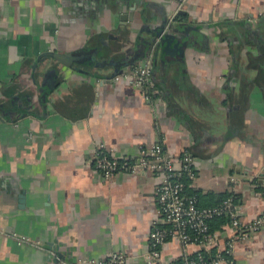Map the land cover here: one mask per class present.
Listing matches in <instances>:
<instances>
[{"label":"crops","instance_id":"1","mask_svg":"<svg viewBox=\"0 0 264 264\" xmlns=\"http://www.w3.org/2000/svg\"><path fill=\"white\" fill-rule=\"evenodd\" d=\"M145 61L151 88L111 80ZM98 144L185 152L198 205L235 195L242 224L264 216V0H0V264H148L150 232L169 228L161 175L104 180ZM198 251L166 236L160 263ZM231 258L264 264V224Z\"/></svg>","mask_w":264,"mask_h":264},{"label":"built area","instance_id":"2","mask_svg":"<svg viewBox=\"0 0 264 264\" xmlns=\"http://www.w3.org/2000/svg\"><path fill=\"white\" fill-rule=\"evenodd\" d=\"M148 61L142 65L135 64L113 75L114 83H122L143 90L151 88L149 80ZM95 167L100 171L104 180H109L115 173L126 171L135 173L148 170L161 175L156 191L159 204L160 221L168 224L169 228L154 227L148 236V253L145 258L148 264H161L159 248L166 236L174 238L185 250L189 244H194L198 250L209 249L215 245L216 238L208 230L206 220L214 215H223L231 235L224 240L220 247L209 259H203L199 254L193 258L184 257L180 264H235L231 258L233 243L236 240H245L248 235L256 233L264 224V216H259L247 224H242L238 218L237 205L228 198L218 207L199 209L195 198L182 193L183 184L179 180L181 173L192 177V159L183 153L178 162L168 156L158 144L137 146L136 155L117 158L103 150L101 144L94 149ZM177 163V167H176ZM179 165V166H178ZM123 255L113 252L107 261L93 259L86 264H122Z\"/></svg>","mask_w":264,"mask_h":264},{"label":"trees","instance_id":"3","mask_svg":"<svg viewBox=\"0 0 264 264\" xmlns=\"http://www.w3.org/2000/svg\"><path fill=\"white\" fill-rule=\"evenodd\" d=\"M184 179H185V177L181 175L179 180L183 184L182 193H184L187 196H193L195 198L196 207L199 208V209L211 208V207H218V206H220L223 203V201H225L228 198L231 200V202L233 204L238 203L237 197L235 195H228V196H223L216 203H214V204H212L210 206H200V205L197 204V194H196V192L195 191H189V190H187L186 187H188V185H187V183H186V181ZM227 221H228V219L221 214V215H214V216H212L211 218H209V219L206 220V223H207V226H208V230L211 232L212 230L218 228L220 226V224L227 223ZM214 253H215V250H214V248H212V249H210L207 252L199 250L198 252H196L194 254H191V255H187L186 257L187 258H193L197 254H199L203 259H209V258L212 257V255ZM181 261L182 260H180V263H181Z\"/></svg>","mask_w":264,"mask_h":264},{"label":"water","instance_id":"4","mask_svg":"<svg viewBox=\"0 0 264 264\" xmlns=\"http://www.w3.org/2000/svg\"><path fill=\"white\" fill-rule=\"evenodd\" d=\"M157 34L158 33H160V30H158L157 32H156ZM74 54H77L76 52L75 53H72V54H64V55H60V54H54V57L55 58H57V59H59V60H62L63 61V58H66L67 56H69V55H74Z\"/></svg>","mask_w":264,"mask_h":264}]
</instances>
